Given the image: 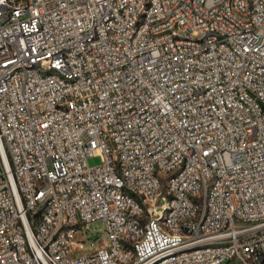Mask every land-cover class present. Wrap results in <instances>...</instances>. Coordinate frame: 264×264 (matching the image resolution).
Segmentation results:
<instances>
[{"label":"built area","instance_id":"built-area-1","mask_svg":"<svg viewBox=\"0 0 264 264\" xmlns=\"http://www.w3.org/2000/svg\"><path fill=\"white\" fill-rule=\"evenodd\" d=\"M0 169V264H264V0H0Z\"/></svg>","mask_w":264,"mask_h":264},{"label":"rangeland","instance_id":"rangeland-1","mask_svg":"<svg viewBox=\"0 0 264 264\" xmlns=\"http://www.w3.org/2000/svg\"><path fill=\"white\" fill-rule=\"evenodd\" d=\"M102 162V158H101V155L96 153L95 155L91 156L88 158V163L90 166H97L99 165L100 163ZM2 174V171L0 169V175ZM97 227V230H100L102 231V225L100 222H97L96 225Z\"/></svg>","mask_w":264,"mask_h":264}]
</instances>
